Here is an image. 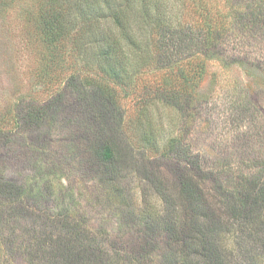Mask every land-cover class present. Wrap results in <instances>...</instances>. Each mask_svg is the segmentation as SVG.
Wrapping results in <instances>:
<instances>
[{
	"label": "rangeland",
	"instance_id": "rangeland-1",
	"mask_svg": "<svg viewBox=\"0 0 264 264\" xmlns=\"http://www.w3.org/2000/svg\"><path fill=\"white\" fill-rule=\"evenodd\" d=\"M259 1L204 3L213 7V17L220 7L229 12L233 6L237 12V6L246 8ZM198 2L194 0L198 14L189 20L195 34L202 27V14L206 17L200 6L204 4ZM177 13L181 15L180 10ZM40 23L39 6L32 0L0 5V192L10 185L12 192L19 193L16 198L0 197L3 237L31 243L45 238L43 233L53 232L51 239L65 240L60 232L64 209L75 203L69 222L93 232L104 230L110 242L123 244L130 255L143 257L146 243L142 249L137 229L123 231L117 223L114 199L120 191L114 189L112 169L100 162L95 147L115 129L121 148L128 147L133 153L125 163L122 183L117 178V186L124 187L135 200L141 192L149 193L155 202L152 192L157 191L147 183L148 173L154 170L162 190L178 197L173 166L179 156L175 152L167 155L168 150L142 152L131 140L132 123L142 120L145 82H156L157 71L151 68L146 76L135 75L134 88L120 87L85 68L73 47L72 57L52 66L55 53L48 50ZM228 31L217 49V59L207 64L195 100L182 101L184 109L169 112L160 108L155 117L164 121L167 134L174 129L172 124H177L173 135L180 136L179 146L203 168L218 164L220 181H230L235 188L237 181L251 179L258 171L256 166L264 161V27L250 38ZM187 50L188 46L184 58ZM63 55L59 53L61 59ZM104 90L112 103L105 102ZM102 109L107 115H102ZM188 169L195 172L193 167ZM67 192H72L74 199L66 198ZM39 255L44 264H64L56 249ZM24 258H18V264H28ZM68 258L64 259L67 264Z\"/></svg>",
	"mask_w": 264,
	"mask_h": 264
},
{
	"label": "trees",
	"instance_id": "trees-1",
	"mask_svg": "<svg viewBox=\"0 0 264 264\" xmlns=\"http://www.w3.org/2000/svg\"><path fill=\"white\" fill-rule=\"evenodd\" d=\"M18 1L21 0H0V5L7 7ZM32 1L39 6L43 40L48 50L55 53L50 60L52 66L72 57L73 47L85 68L120 87L134 88L135 75L146 76L151 68L157 71L156 82H145L142 120L132 123L131 140L142 152L159 154L168 150L167 155L175 152L179 156L173 166L179 193L174 198L162 190L154 170L148 173L147 183L157 191L152 192L155 202L149 193L141 192L135 200L124 187L117 186V178L122 183L125 163L133 153L128 147L121 148L116 130H110L106 140L101 139L95 147L96 155L106 168L111 167V182L120 191L114 199L118 203L117 223L123 231L137 229L142 249L146 243L145 255H130L123 244L104 237V230L93 232L82 224L69 222L73 203L64 209L60 232L65 240L51 239L53 232L43 233L45 238L31 243L6 240L0 229V264H18V258L25 259L24 256L28 264H44L39 253L48 255L55 249L61 252L64 264L68 257V264H154V258L160 264H264V161L256 166L258 171L251 179L237 181L235 188L230 181L223 184L218 177V164L210 168L199 166L179 146L180 136L173 135L177 124L173 123L174 129L167 134L164 121L155 117L160 108L166 107L169 112L184 109L182 101L195 100L196 87L208 62L217 59L226 31L250 38L264 27V0L255 5L250 2L246 8L237 6V12L233 6L229 12L220 7L213 17V7L200 0L206 17L202 14L198 34L189 21L198 14L194 9L198 0L195 4L194 0ZM225 4H230L229 0ZM176 10H180V16L174 14ZM153 50L157 55H153ZM60 52L64 54L62 59ZM79 72L76 74L80 78L82 71ZM101 92L106 103L113 102L108 91ZM102 112L107 115L105 110ZM187 113L185 109L184 116ZM10 187L4 185L5 192H0V197L19 195ZM66 198L74 199V194L67 192Z\"/></svg>",
	"mask_w": 264,
	"mask_h": 264
}]
</instances>
